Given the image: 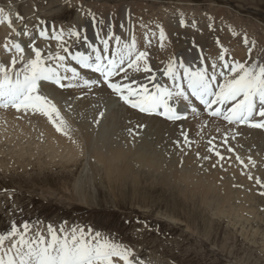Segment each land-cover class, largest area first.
Listing matches in <instances>:
<instances>
[{"label": "bare ground", "instance_id": "1", "mask_svg": "<svg viewBox=\"0 0 264 264\" xmlns=\"http://www.w3.org/2000/svg\"><path fill=\"white\" fill-rule=\"evenodd\" d=\"M44 1L35 0L40 4ZM59 1L60 3L55 1L56 4L53 6L57 7V10L46 13L45 17L33 23L27 22L24 17V25H27V29H34L40 21L45 22L44 26L49 29L50 34L53 27L57 31L63 28L66 42L64 46H67L73 54L78 50L88 54L92 52V49L88 48L82 40L76 43L75 37L69 38L67 31L71 28L82 32L92 45L100 49H103L100 40L108 38L109 31L122 37L123 40H129L134 34L139 50L149 53V64L156 75L155 82L162 85H172V81L163 75V71L173 59L177 64L182 60L186 66H191L193 69L198 66H209V71H211V61L216 59L219 64L218 57L226 49L225 57L229 65L234 61L247 64L264 63V39L257 36L258 32L260 35L264 32V24L256 21L257 24L249 22L250 25L241 27L235 25L234 27L229 23L230 27H227L224 21H220L217 26L222 38L210 43L205 36L212 34L213 31L212 33L204 32V29L193 25V17L197 13L186 2L188 0L173 3V7L178 9L176 13L171 7L158 8L160 4L158 5L157 0ZM64 10L70 11V18H65ZM89 10L94 14V20L93 16L88 14ZM181 13L185 21L183 26L180 24ZM62 18L65 19L62 20ZM206 19L207 16L204 15V19H200L199 23H203L208 29L211 25ZM16 22L20 24L21 42L25 45L27 60L31 59L34 53L27 47L31 40L23 37L22 33L26 29L18 19ZM235 22L238 23L237 20ZM158 25L163 27L166 34L163 48L160 47ZM97 33H99V39ZM245 34L250 42H255L254 47L251 43H244ZM213 35L214 33L212 37ZM5 42L6 37L0 41V62L8 65L11 57L3 48ZM35 46L43 49L44 55L49 50L54 54L60 52L61 55H68L63 52V48L55 39L37 38ZM115 47V41L110 40L109 54ZM250 47H252L251 53H249ZM202 57L203 63L201 62ZM67 63L71 67H76L82 76L89 79H102L99 73L91 69H83L70 58ZM141 67H143L142 63ZM60 71L63 74V69ZM179 71L182 75L183 70L179 69ZM219 71L220 69L217 68V72ZM150 76L151 73L143 71L133 73V78L138 83L147 84L152 90L153 82L149 80ZM42 93L56 103L61 114L70 124L69 135L65 136L57 132L52 123H48L43 116L39 119L41 126L35 125L38 129L34 128L31 132L32 125H28L24 122L25 120L16 121L13 115H6L0 111V124L5 123L3 126L6 128L5 131L2 128L0 130L2 129V133L7 131L8 141H13L14 137L17 139L21 135L30 134L32 136L33 132H38V134L42 132L47 140V148L53 155L60 157L62 154L67 155L68 159L65 163L69 162L74 166L81 165L86 172H89L93 183L98 178L95 171L101 170L102 177L106 181L104 183H108L111 190L124 189V184L131 178L135 169L144 166L154 171V174L160 171L165 179L184 181L183 184L191 187L190 190L186 187L179 188L178 183H171V188L174 192L178 191L177 195L185 197L186 200L192 197L194 191L196 196L200 195L203 206L212 207V205L220 204L221 207L217 208L219 214L225 212L229 214V217L230 215L240 217L252 212V208L249 210L248 206L259 187L255 178L259 177L263 181L264 176L262 173L264 129L252 128L239 123L230 125L222 117H209L203 110L204 106L194 97L191 98L192 106L197 108L198 115L189 111L186 119L170 121L158 113H142L138 109H133L103 83L91 89L87 87L61 89L55 84L45 83L42 86ZM184 108L185 105L181 104L180 109ZM27 118L30 122L34 120L31 116ZM256 119L260 118L256 117ZM32 123L34 127V121ZM182 132L187 133L192 141L191 147L184 142ZM226 135L228 136L227 145L224 144ZM233 135L235 139L231 138ZM209 140H212L216 150L225 157L223 160H220L214 152L208 151L211 147ZM229 147L234 151H227ZM237 155L244 161V164L236 159ZM204 156L210 158L204 160L202 159ZM249 157L255 162V166L249 161ZM244 165L248 167L245 168ZM249 173L253 176L252 180L248 178ZM78 181L77 179L75 183Z\"/></svg>", "mask_w": 264, "mask_h": 264}, {"label": "rangeland", "instance_id": "2", "mask_svg": "<svg viewBox=\"0 0 264 264\" xmlns=\"http://www.w3.org/2000/svg\"><path fill=\"white\" fill-rule=\"evenodd\" d=\"M55 1L60 3L58 0H45L43 4L35 0H0V9L11 18L12 27L20 31L17 15L33 23L45 17L46 13L57 10L53 7ZM157 1L160 4L158 8L171 7L176 13L178 9L173 7V3L182 0ZM186 2L199 13L193 17V25L204 29V32L213 31V37V33L205 36L210 43L222 38L217 26L220 21H224L227 27H230L229 23L234 27L247 26L249 22L264 24V0ZM64 12L65 18L71 17L70 11ZM204 15L211 25L208 29L199 23ZM257 36L264 39V32L261 35L258 32ZM5 37L21 42V36L12 33L7 22L0 23V41ZM24 59L27 60L26 49ZM0 111L13 115L16 121L25 120L32 125L31 132L38 129L35 125L41 126L39 119L43 115L25 114L23 110L18 112L11 107L0 108ZM27 116L34 118V127ZM3 125L0 124V128L6 130ZM1 130L0 234L10 231L12 222L18 226L28 222L31 231L42 232L46 236L48 225L56 229L75 226L85 231L93 227V233L99 231L131 246L144 264H264V195L260 194L264 188L260 185L248 206L252 212L229 217L225 212L219 214L217 208L221 207L220 204L203 206L200 195L196 196L194 191L192 199L180 197L178 191L171 188L173 183H178L179 188L190 190L191 187L179 179H165L160 171L154 174L144 166L138 167L124 184V189L111 190L108 183H104L101 170L95 171L99 180L97 178L93 183L89 172L81 165L65 163L67 155H53L42 132L8 141L7 131L2 133ZM262 173L264 175V168ZM77 179L79 181L75 183ZM10 243L11 238L5 240V250Z\"/></svg>", "mask_w": 264, "mask_h": 264}, {"label": "snow or ice", "instance_id": "3", "mask_svg": "<svg viewBox=\"0 0 264 264\" xmlns=\"http://www.w3.org/2000/svg\"><path fill=\"white\" fill-rule=\"evenodd\" d=\"M88 14L93 16V20L95 19L90 10ZM180 15V24L183 26L185 21L182 18L183 14ZM17 19L26 29L22 35L31 40L27 47L34 56L25 60V46L19 41L6 38L3 45L5 52L10 55L14 52L15 55H11L8 65L0 62V108L11 107L18 112L23 110L25 114L43 115L53 124L57 132L68 136L71 126L56 103L42 93L43 84L52 83L61 89L73 87L91 89L103 83L126 104L142 113H158L170 121L186 119L189 111L198 115L197 108L192 106L191 98L194 97L204 106L203 110L209 117H222L230 125L239 123L264 129V63L247 64L234 61L229 65L225 57L226 49L218 57L219 64L216 59L211 61V71L209 66H198L193 69L191 66H186L182 60L177 64L173 59L163 71V75L172 81V85H162L155 82L156 75L149 64V53L139 50L134 34L129 40H123L122 37L109 31L108 38L100 40L103 44V49H100L92 45L82 32L71 28L67 31V36L75 37L76 43L82 40L92 49L88 54L79 50L73 54L67 46H64L66 42L63 28L57 31L53 27L50 34L49 29L44 26L45 22L40 21L34 29L28 30L27 25H24V17L17 15ZM5 22L12 33L21 36V32L12 27L11 18L0 9V23ZM157 27L160 47L163 48L166 34L162 26ZM37 38L55 39L63 48V52L68 55H61L60 52L54 54L50 50L44 55V50L35 46ZM97 38L99 39V33ZM110 40L115 41L116 47L109 54ZM244 43H251L253 47L255 45L254 41L248 40L246 34ZM251 51L252 47L249 48V53ZM69 58L76 61L83 69H91L99 73L102 79L82 76L76 67H71L67 63ZM201 62L203 63V57ZM217 68L220 69L219 72ZM60 69H63V74ZM179 69L183 70L182 75ZM141 71L151 73L149 80L153 82L152 90L147 84L138 83L133 78V73ZM181 104L185 105L184 109H180ZM181 134L184 142L191 147L192 141L187 133ZM231 138L235 139V135ZM208 143L211 145L208 151L214 152L220 160H223L225 157L216 150L212 140ZM224 144H228L227 135L224 137ZM227 151L233 152L234 149L229 147ZM209 158L202 157L204 160ZM236 159L244 164L239 155ZM249 161L255 166L251 157ZM244 167L248 166L244 165ZM248 178L253 179L251 173L248 174ZM255 182L264 188V181L259 177L255 178ZM260 194L264 195V192ZM9 238L11 243L5 250V240ZM0 253H2L0 264H144L135 255L131 246L111 236H104L99 231L93 233L91 228L87 231L75 226L70 229H65L63 226L56 229L48 225L46 236L42 232L31 231L28 222L19 226L12 222L10 231L0 234Z\"/></svg>", "mask_w": 264, "mask_h": 264}]
</instances>
